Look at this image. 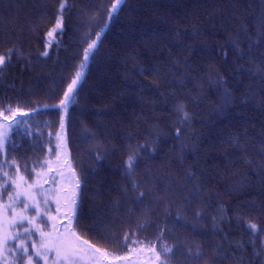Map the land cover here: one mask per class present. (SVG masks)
Masks as SVG:
<instances>
[{"label": "trees", "instance_id": "16d2710c", "mask_svg": "<svg viewBox=\"0 0 264 264\" xmlns=\"http://www.w3.org/2000/svg\"><path fill=\"white\" fill-rule=\"evenodd\" d=\"M113 1L0 0V54L11 50L0 71V111L20 110V124L0 151V170L15 179V160L35 184L44 213L36 224L63 230L70 205L45 204L43 190L62 184L58 134H65L81 184L71 227L107 253L89 260L92 252L81 245L86 264H144L153 246L163 252L174 245L180 250L166 257L170 264H264V0H126L89 58L63 133L60 111L43 105L60 101ZM62 2V32L49 43ZM135 153L138 191L155 182L179 193L167 198L171 217L164 202L131 199L124 162ZM16 191L11 184L0 189V205ZM178 212L187 223L174 219Z\"/></svg>", "mask_w": 264, "mask_h": 264}, {"label": "snow or ice", "instance_id": "6c2138e0", "mask_svg": "<svg viewBox=\"0 0 264 264\" xmlns=\"http://www.w3.org/2000/svg\"><path fill=\"white\" fill-rule=\"evenodd\" d=\"M126 0H115L112 4L111 8L108 11V19L105 22L103 28L100 32L96 33L97 39L88 43L87 47L84 49L83 61L79 66V70L76 71L74 78L71 79V82L67 85L66 91L63 93V98L59 101L58 105H43L45 108H56L64 109L67 112L70 105L76 103L77 89L78 85L83 79L84 69L87 66V62L89 58L94 54V50L97 47V41L102 36L104 30H106L109 26V22L116 18L119 14V11L122 9ZM66 4L64 2L60 5L61 15L58 17L55 26L52 30L47 33V36L53 38L49 41V43L54 42V34H60L62 32L63 25V9ZM87 35V33L85 34ZM11 50H9V54L6 56L4 54H0V71L3 70L7 61L11 59ZM47 55V52L44 53ZM141 71H145V69H141ZM39 107V106H38ZM37 109H32V111H36ZM180 110L183 113V117L187 119L189 117V113L183 110V106H180ZM3 111H8L12 113V116L3 115ZM0 111V116H3V120L5 123L11 121V123H7V127L4 124H0V151H3L5 148L6 142L9 140L10 132L9 130L13 128V125L19 126L20 121L17 117V113L20 111L19 109L13 110L11 107ZM23 115H27L24 113ZM61 130L64 129V117H61L60 123ZM27 134V133H25ZM58 138L64 143L63 137H60L58 134ZM66 146V144H65ZM142 147H146L143 145ZM153 151H155L153 149ZM97 159H100L98 156ZM140 155L139 153H135L130 155L125 163L126 174L129 176L131 191L134 193L132 196V200L140 204L145 199H151L155 203L164 202V215L167 217H171V207L172 205L168 203L167 198L169 196L179 195L178 192L174 191L169 184H165L163 188L157 185L155 182L153 183L152 188H148L147 190H139L141 188L140 183L135 180L133 177L134 168L139 165ZM60 157L57 156V162L59 163ZM12 165L16 168V178L14 179L8 171L0 170V176L4 178V183L0 184V189L6 188L9 184L14 186L17 191L14 195H9V204L3 206L4 212L0 214V260L4 262V264H38V260H43L44 264H48L49 256L48 253L54 251L56 254V258L53 264H86L85 258L87 257V251L81 245H87L88 250L92 252V256L88 257L89 260H94L97 254L107 256L106 252H101L100 249L96 248L94 245H89L87 241L82 240L81 237L77 236L75 230L71 227V221L75 218L74 212L75 208L78 205V201L76 197L79 195V189L81 188V184L79 179H76L75 182V190L72 193V198L67 201L70 205L69 208V225L63 226L64 232L61 233L55 224L52 226V230L45 232L43 228L36 224V220L39 217H42L44 213L41 211L39 207V202L36 200V197L31 194V190L35 187V184H28L27 180L23 175H20L19 165L16 164V161L13 160ZM71 167V165H67ZM27 167V166H25ZM73 175L75 170H72ZM39 175V173H37ZM22 185H27V190H25ZM199 189H197L198 191ZM122 191L127 194L129 191L127 186L122 187ZM67 194V193H66ZM23 203V208L20 211H17L15 208V203ZM45 204L48 203L47 200L44 201ZM185 203L190 204L191 200L185 198ZM11 210V217H7L8 210ZM29 210H34L36 212V216H28L26 213ZM129 212H132V209H129ZM196 215L198 217L202 216V212H197ZM49 219L55 220V217H49ZM176 221H183L181 214L178 212L174 217ZM187 223L186 221H183ZM25 223L28 224L25 227ZM141 228L144 227L143 224L140 225ZM247 227L250 228L253 232L258 231V226L255 223L249 222ZM195 228V225H193ZM39 233L40 240L37 242L34 240L33 233ZM132 234L126 233L124 237V244L127 246V242L130 239ZM23 237V238H22ZM114 242H115V238ZM15 242L14 247H8L10 243ZM132 243H139V241H132ZM31 249V254L30 253ZM179 246H164L163 252H159L156 250L155 246H153L149 251H151L155 256L156 264H170L169 260L166 258L167 256L172 255L174 252H179ZM185 252L191 255L193 250L191 248H185ZM201 248H197L195 250V258L199 259L201 256ZM11 256V259L9 257ZM38 258V259H35ZM119 260H127V257H118Z\"/></svg>", "mask_w": 264, "mask_h": 264}, {"label": "rangeland", "instance_id": "374dc122", "mask_svg": "<svg viewBox=\"0 0 264 264\" xmlns=\"http://www.w3.org/2000/svg\"><path fill=\"white\" fill-rule=\"evenodd\" d=\"M95 39H97V37H95ZM87 64H88V62H87ZM85 71H86V68L84 69V74H85ZM74 76H73V78H74ZM81 82H80V84H81ZM80 84L78 85V88H79ZM66 89H67V86H66V88H65L64 91H66ZM62 98H63V96H62ZM58 104H59V102L56 105H58ZM70 106H69V108H70ZM69 108H68L67 112H65L64 109H59V111L61 113V117L62 116L64 117V129L62 131L65 130V126H66V122H67V116H68ZM60 123H61V118H60ZM64 133H65V131H64ZM61 135H63V134H61ZM63 140H64V143H61V147H60L61 148L60 156H59L60 157V161H59V163H57L59 165V172H60V174H58L59 184H60V182H62V184L61 185H56V186L49 185V186L44 187L43 193H45L46 200L48 202H51V201H55V202H67L68 200H70V197L72 196V193L75 190V182H76V179L78 178L77 175H76V173H74V175H73V172H72L73 168H72V166L71 167H68L67 166V165L70 164V154H69V149L67 147L65 134L63 135ZM65 144H66V146H65ZM51 180L54 181L55 179L54 178H51ZM62 185H64V186H62ZM22 187L25 190H27V185H22ZM52 190H56V193L54 194L52 192ZM31 194L34 195L36 197V200L39 202V200L37 198L38 196L35 194V192L33 191V189L31 190ZM3 206H5V205L4 204L0 205V214H2L4 212ZM39 207H40V209L42 211L43 209H42V207H41L40 204H39ZM16 210L17 211H20L21 209L16 208ZM11 215H12V213H11V210L9 209L8 212H7V217L10 218ZM51 230L52 229H50L48 231H51ZM60 232L63 233L64 232V229L61 230ZM32 238L34 240H36L37 242H39V240H40L39 233L34 232ZM30 252H31V250H30ZM48 256H49L48 264H51L52 261L56 258V254H55L54 251H51V252L48 253ZM2 263H3V261H2ZM144 264H156L155 256L152 253L149 254V255H147V258L144 260Z\"/></svg>", "mask_w": 264, "mask_h": 264}, {"label": "bare ground", "instance_id": "6f19581e", "mask_svg": "<svg viewBox=\"0 0 264 264\" xmlns=\"http://www.w3.org/2000/svg\"><path fill=\"white\" fill-rule=\"evenodd\" d=\"M115 1V0H114ZM114 1H113V3H114ZM113 3H111V6H112V4ZM111 6L109 7V9L111 8ZM109 11V10H108ZM108 19V14L105 16V21ZM113 20V19H112ZM111 20V21H112ZM86 47H84V49H85ZM179 128H180V130L176 127L175 128V135L176 136H179V134H180V131L182 130H184V127H180L179 126ZM82 136H84L83 134H82ZM85 140H86V138H85ZM93 144H95V146H96V148H98V146H100L99 144H101L99 141H97V140H94L93 141ZM100 148H101V151L100 152H105V153H107L108 152V150H109V147L106 145V144H103V145H101L100 146ZM99 155H101V153H99ZM264 248V247H263Z\"/></svg>", "mask_w": 264, "mask_h": 264}]
</instances>
